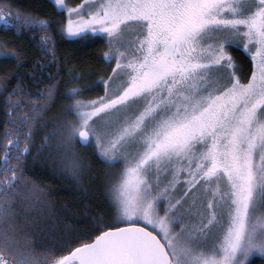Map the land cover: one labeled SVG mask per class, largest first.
Instances as JSON below:
<instances>
[{
  "label": "snow or ice",
  "instance_id": "1",
  "mask_svg": "<svg viewBox=\"0 0 264 264\" xmlns=\"http://www.w3.org/2000/svg\"><path fill=\"white\" fill-rule=\"evenodd\" d=\"M53 6L56 19L0 0L3 28L29 34L43 57L27 65L21 45L0 40V65H14L0 74V264L264 259V0ZM56 35L103 40L111 71L81 86L71 68L61 91ZM54 63L50 83L29 87ZM101 86V95H84ZM81 147L94 150L102 166L95 173ZM33 148L37 159L57 157L82 192V181L99 180L106 194L103 210L85 203L96 214L84 228L68 224L51 244L35 235L51 201L26 175Z\"/></svg>",
  "mask_w": 264,
  "mask_h": 264
},
{
  "label": "trees",
  "instance_id": "2",
  "mask_svg": "<svg viewBox=\"0 0 264 264\" xmlns=\"http://www.w3.org/2000/svg\"><path fill=\"white\" fill-rule=\"evenodd\" d=\"M70 3H77V0H69ZM13 5H18L19 8L25 11L39 12L41 16L47 14L56 19L54 14V6L51 0H11ZM40 33H37L39 36ZM0 40H7L14 45H21L24 50L26 64H33L37 57L43 59L41 54L37 51L33 44L32 37L25 33L23 35H14L12 31L5 30L2 23H0ZM107 45L103 40H89L86 42L76 43L67 38H61L56 35V55L60 66V75L63 76L61 82V91L66 87V83L70 78L71 73L69 69L75 68L78 73L83 76L79 81L81 86L87 85L93 81L98 80L106 72L111 71V66L106 64L102 59V52L105 51ZM234 55L239 64L244 68V73L247 74L248 61L246 56L241 51L234 52ZM114 63V62H113ZM14 67V65H0V74L7 69ZM57 64H52L43 70V83H32L29 78L28 84L31 88H43L47 83H50L48 74L56 75ZM37 77L41 76L37 72ZM15 84V80L11 81ZM102 94V86L96 90L86 92L84 95L91 98ZM59 109H54L49 115H55ZM4 119L3 113V99L0 97V126H2ZM47 129L39 135L46 134ZM37 139V145L39 144ZM83 148V147H82ZM36 149L33 148V155L28 157L26 165V175L35 181L41 188L48 190L47 198L51 201L49 205L50 218L48 216L41 218V230H38L35 235L38 240H42L45 244H51L52 239L63 235L67 231V225L71 224L73 228L82 229L87 223L85 221L86 215H95V212L86 213L85 203L89 206H101V210L106 207L105 192L100 186V181L93 183L89 181H82L86 191L82 192L80 186L74 183L71 177L61 174L59 168V161L54 157H48L46 154L40 158H35ZM85 154V160L92 163V171L95 173L102 167L97 161L96 155L92 148H83L81 150ZM53 160L56 161L55 165ZM55 225V231L52 229ZM47 234V235H45ZM60 254V253H57ZM251 264H264V259L258 255L252 257Z\"/></svg>",
  "mask_w": 264,
  "mask_h": 264
},
{
  "label": "rangeland",
  "instance_id": "3",
  "mask_svg": "<svg viewBox=\"0 0 264 264\" xmlns=\"http://www.w3.org/2000/svg\"><path fill=\"white\" fill-rule=\"evenodd\" d=\"M51 1L53 2V0H51ZM77 3H79V0H77ZM58 112H59V111H57L56 114H58ZM56 114H55V115H56ZM50 130H51V128L47 129V131H50ZM81 150H83L82 147L80 148V151H81ZM54 158H56V159L59 161V159H58L57 157H54ZM250 259H251V258H250Z\"/></svg>",
  "mask_w": 264,
  "mask_h": 264
}]
</instances>
